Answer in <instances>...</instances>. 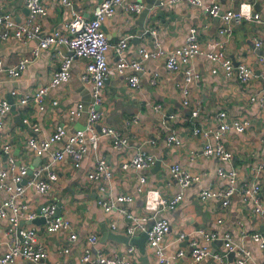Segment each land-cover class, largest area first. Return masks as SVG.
Masks as SVG:
<instances>
[{
    "label": "crops",
    "instance_id": "1",
    "mask_svg": "<svg viewBox=\"0 0 264 264\" xmlns=\"http://www.w3.org/2000/svg\"><path fill=\"white\" fill-rule=\"evenodd\" d=\"M41 1L45 4L47 13L33 18L34 24L40 27L41 36L56 30L66 34L68 8L64 7L60 0ZM100 1L72 0L73 8L85 17L92 16L95 5ZM136 1L143 3L144 8L138 13L129 12L127 4ZM208 1L200 0L201 3ZM240 1L243 0H218L223 8L236 7ZM253 6L260 13L261 20L234 21L225 48L227 56L231 57L235 64L243 63L254 69L255 77L247 82H240L236 75L226 76L220 68L216 73H212L211 69L215 64L202 54L195 56L189 63L199 72L200 78L189 85L187 105H183L182 95L177 87L178 83L184 81L183 69L167 70L165 57L141 59L140 86L136 89L130 87L127 82L131 69L104 79L99 105L102 117L96 122L95 129L103 125L112 126L125 135L126 143L115 148L107 137H103L94 150L89 140L85 139V150L78 160L65 156L54 164L58 178L52 183L50 191L40 195L29 189L20 200L31 209H38L45 201H50L60 210L58 215L55 212V216L69 221L68 228H61L55 233L47 232L43 221H21L23 227H36L38 237L46 248L45 261L91 264L80 259L85 250L91 257L114 253L124 255L127 247L133 245L134 251L129 257L131 262L158 264L147 241V261L144 262L136 244L114 237H138L143 231L127 235L125 227L132 221L115 209L109 212L103 210L97 205L96 197L100 185L106 186L107 196L111 199L118 194L133 195V200L123 205L132 214L148 215L143 207V198L137 192L139 178L144 176L147 187L156 188L164 197L170 198L180 190L177 180L169 171V165L177 163L191 173H199L201 176L199 181L184 189L183 199L175 208L156 215V218L167 219L170 224L168 232L160 242L164 253L174 256L179 249L183 251V255L174 257L171 264H235L237 254L233 251L231 260L225 256L219 261L210 254L200 261H193L191 241H179L177 238L182 232L198 229L216 230L221 235L230 232L238 245H243L251 251V258L245 264H264V249H260L251 238L254 231L264 234V215H255L252 212V204L245 202L239 193L231 196L226 207L221 206L219 199L200 197V192L206 188H221L227 185V181L217 174L218 168L237 169L236 185H240L251 181L253 165L264 159V105L259 102V97L264 96V81L259 76L262 67L258 63V56L264 55V0H256ZM25 9L27 8L23 0H0V13H12L17 22L27 18ZM220 25L221 21L210 16L201 5H192L187 1L124 0L113 14L103 21L101 30L112 48L121 38L130 36L125 51V56L130 60L141 58L138 54L141 47L154 50L155 41H158L162 49L170 52L175 47L184 45L186 37L193 30L200 45L208 50L220 37ZM256 40L260 42L258 46H255ZM37 43L38 40L34 38L22 43L13 36L6 40L0 37V60L3 67L13 65L23 57L32 59L15 80L8 78L6 72L0 71V97H9L8 90L13 86L20 95L32 93L40 85L48 83L52 74L58 70L55 50L66 53L64 47L49 46L43 49L38 57L33 58L32 51ZM112 48L107 52L110 64L117 60ZM87 62L86 58L81 57L72 60L68 79L48 89L43 97L42 109L32 101L26 105L14 104V109L11 108L3 117L4 124L0 128L1 168L11 170L23 164L36 167L48 160L51 152L62 147V142H57L43 154L36 155L27 145L29 137L40 141L58 126H62L67 134L85 126L87 107L92 101L91 85L81 79ZM253 96L255 100L252 101L250 97ZM79 103L83 107L77 110ZM157 104L161 105L159 111L154 109ZM193 111H197L196 116H192ZM219 111H224L227 119L248 120L249 123L243 132L237 133L229 129L221 137L225 148L232 153L231 159L227 161L205 156V139L194 135L192 131L194 127L216 131ZM132 118L136 121L127 125L126 121ZM23 119L27 121L24 122ZM169 135L178 137L180 143L175 145L168 141ZM209 140L213 143L212 137ZM5 144L10 146L8 156H12V164L3 153L2 147ZM138 151L152 155L155 161L160 160L159 167H155L154 162L144 169H122L121 163ZM97 158L106 160L110 172L106 180L94 181L87 177ZM6 182L11 183L10 179H6ZM258 183L264 205V174ZM6 196L7 192L0 189V202ZM219 217L222 220L220 223L217 222ZM112 223L116 224V228L111 227ZM151 223L152 221L148 220L144 225L149 226ZM7 224L8 219L0 221V253L7 250ZM70 233L76 234L74 241L69 240ZM90 233L97 235L95 243L87 241ZM195 240H192V243H204L199 234ZM183 241L186 243L182 244ZM213 243L215 244L208 246L210 252L225 254L222 241L216 240ZM66 246L70 248L69 253L63 252ZM13 264L26 262L17 257Z\"/></svg>",
    "mask_w": 264,
    "mask_h": 264
},
{
    "label": "built area",
    "instance_id": "2",
    "mask_svg": "<svg viewBox=\"0 0 264 264\" xmlns=\"http://www.w3.org/2000/svg\"><path fill=\"white\" fill-rule=\"evenodd\" d=\"M171 2L187 1L192 5H201L202 8L212 17H218L221 21L219 26V39H217L212 47L205 50L198 42L194 30L186 37L184 45L175 47L170 52L162 49L158 41L154 42L155 49L148 50L145 47L138 49L139 59H128L125 56V51L128 45V38H121L116 44L111 47L101 30L103 21L111 16L116 7L121 5L124 0H101L95 5L92 16L85 17L80 12L73 8L72 0H60L61 4L69 10V20L66 23L67 33L63 34L60 31H54L47 35L41 36L40 27L33 22L36 15H45L47 8L41 0H23L25 7L28 9V16L24 21L17 22L12 13H0V37L4 40L13 36L20 42L24 43L30 38L38 40L37 45L32 51L33 58L38 57L43 49L53 45H60L64 47L66 53L55 50V55L58 58V70L52 74L48 83L37 87L32 93L19 94L14 88L9 92L13 98L11 102L7 97H0V128L4 124L3 117L10 111L14 104L26 105L29 102H34L40 109L43 108V97L49 88L56 87L69 77L71 62L73 59L81 57L88 60L84 72L81 76L82 81L88 82L91 85L92 101L87 107L88 117L83 128L67 134L62 126H58L48 137L38 141L34 137H29L27 140L28 147L36 154L41 155L47 151L53 144L62 142V147L51 152L48 160L42 162L36 167L29 165H20L16 169H4L0 167V189L7 192L6 198L0 202V221L8 219V224L5 227V233L9 235L7 243V250L0 253V264H13L17 257L25 260L26 264H66L52 263L45 261L47 257L46 248L43 242L39 239L37 229L35 226L21 225L22 220L33 221L37 217L44 218V229L49 233H55L59 229H66L69 227V221L65 218L55 216L58 207L50 201H45L38 209H31L27 204L20 202L25 197L29 189L34 190L40 195L46 194L50 191L52 183L58 178L54 170V164L63 157H71L73 160H78L85 150V139H88L94 150H96L98 142L101 138L107 137L112 146L119 148L127 141L125 135L119 130L109 125H103L95 129L96 122L102 117V111L99 110L101 103V88L104 84V79L117 74H123L126 69H131V73L127 76V82L130 87L136 89L140 86V73L142 70L141 59L165 57V67L169 71H176L179 68L183 69L184 81L178 83L177 87L182 95L183 105L188 104L189 85L196 82L200 78L198 71L189 63L197 55H204L209 61L215 64L211 69L212 73H216L220 68L226 76H233L239 79L240 82H247L252 77H255V71L251 66L243 63L235 64L231 57H228L225 48L226 43L232 32V23L242 19L247 21L259 22L260 13L254 9V2L256 0H243L233 8H223L218 0H209L201 3L200 0H169ZM129 12L138 13L144 5L141 2H131L126 6ZM154 32V30L152 31ZM259 40L255 41V46L259 45ZM112 48L116 54L117 60L114 64L108 62L107 52ZM32 59L23 57L13 65L3 67V62L0 60V71L6 72L8 78L15 80L16 76L25 69ZM258 63L262 70L259 76L264 81V55L258 56ZM250 100H255V97H250ZM259 102L264 105V96L259 97ZM56 103V101H53ZM83 105L79 103L77 110L82 109ZM161 108L160 104L154 106L156 111ZM197 111L192 112V116H196ZM170 117V115H168ZM224 111L217 113V129L211 131L200 127L192 129L194 135H200L205 139L203 154L205 156H214L220 160L227 161L231 159L232 153L227 150L221 141V137L229 130L233 129L235 132H243L248 123V120L227 119ZM24 122L27 119H23ZM136 119H128L126 124H132ZM34 129H36L33 124ZM212 137L213 143L210 142ZM168 141L175 145L180 143L178 137L174 135L168 136ZM9 144L2 147L3 153L6 155L10 164L13 163L12 156L9 154ZM155 159L152 155L138 151L129 159L121 163V168L133 167L135 169H144L153 165ZM170 173L178 182L180 190L172 197L166 198L161 192L153 187L145 185L146 179L144 176L139 178V185L137 192L143 198V207L149 213L148 215L132 214L123 204L129 203L133 200V195L118 194L114 199L107 196L108 190L106 186L100 185L98 187L96 203L103 210L109 212L115 209L122 216L130 219L131 224L125 227L127 235H134L138 231L146 233L147 244L153 250V255L156 257L158 264H171L174 257L183 255L182 250H178L174 256L166 255L160 242L164 235L169 230V221L165 218H156V215L175 208L183 199V191L191 183L199 181V173H191L184 169L177 163L169 165ZM219 177L227 181V185L221 188H206L200 192L201 199L216 198L221 202L222 207H226L234 193H239L245 202L252 204V212L255 215H264V205L260 198V185L258 180L264 174V159L255 163L252 167V179L248 183L236 185L238 170L235 168L224 169L222 167L217 169ZM110 175L106 160L97 158L94 166L88 172L89 180L100 181L106 180ZM6 179H10L11 183H7ZM151 220L149 226H145L144 222ZM222 220L219 217L217 222ZM112 228H116V224H111ZM199 234L201 240L204 242L201 245L192 240L196 239ZM252 240L260 249H264V234L259 231H254L251 234ZM76 239L75 233H70L69 240ZM177 240L191 241L193 250L191 253L193 261H200L202 258L212 255L217 260H222L228 256V252L233 251L237 254L235 264H245L251 258V251L243 245H238L232 238L230 232H225L222 235L216 230L198 229L189 232H182L179 234ZM216 240L222 241L224 245L223 252L225 254L219 255L210 252L208 246ZM87 241L95 243L97 235L90 233L87 236ZM196 241V240H195ZM134 251V246L129 245L125 250L124 255L116 253L111 255L98 254L91 257L87 250L81 255V261L89 262L91 264H135L129 260L130 255ZM63 252L69 253L70 248L64 247Z\"/></svg>",
    "mask_w": 264,
    "mask_h": 264
},
{
    "label": "water",
    "instance_id": "3",
    "mask_svg": "<svg viewBox=\"0 0 264 264\" xmlns=\"http://www.w3.org/2000/svg\"><path fill=\"white\" fill-rule=\"evenodd\" d=\"M26 10V14H28V9H25ZM218 18V17H216ZM219 19V18H218ZM148 32V31H146ZM144 33V32H142ZM141 33V34H142ZM149 33V32H148ZM1 83V82H0ZM15 86L11 87V89L8 90V93L14 88ZM9 96V95H8ZM11 102L13 101L12 97L9 96L7 97ZM14 109V108H12ZM160 165V160H156L155 161V167H159ZM59 208H57L56 210V214L58 215L59 214ZM34 222L35 221H44V218L42 217H37L36 219L33 220ZM114 237H116L117 239H120V241H128L129 243H133V244H136L137 247H138V252L139 254L143 257V260L144 262L147 261V251H146V247H145V242H146V238H147V235L145 232H142L138 237H129V236H124V237H121V236H117V235H114ZM186 241H183L182 244H185ZM215 243H211L210 245H214ZM233 252H228V258L229 260L232 259V256H233Z\"/></svg>",
    "mask_w": 264,
    "mask_h": 264
}]
</instances>
